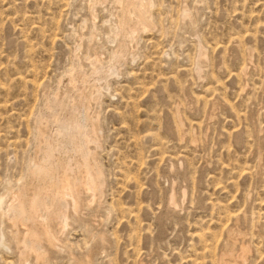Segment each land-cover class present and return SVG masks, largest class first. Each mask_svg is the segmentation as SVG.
I'll list each match as a JSON object with an SVG mask.
<instances>
[{"label":"rangeland","instance_id":"374dc122","mask_svg":"<svg viewBox=\"0 0 264 264\" xmlns=\"http://www.w3.org/2000/svg\"><path fill=\"white\" fill-rule=\"evenodd\" d=\"M133 1L0 0V203L30 185L39 115L75 72L104 177L46 262L0 213V264H264V0ZM127 3L149 26L121 25Z\"/></svg>","mask_w":264,"mask_h":264},{"label":"bare ground","instance_id":"6f19581e","mask_svg":"<svg viewBox=\"0 0 264 264\" xmlns=\"http://www.w3.org/2000/svg\"><path fill=\"white\" fill-rule=\"evenodd\" d=\"M129 4H124L126 7L119 16L121 25L132 32L138 31L140 25L149 26V20H146L141 8L136 10V20H131ZM134 4L131 3L132 6ZM79 73L75 72L69 78L68 93L60 95L57 90L51 94L48 110L39 115L38 123L42 127L43 138L38 148V160L30 168V185H25L19 192L17 190L8 202L4 200L0 203V213L7 216L13 225L27 226V237L23 240L17 238L21 253H32L40 262L46 258L42 243L51 246L56 243L52 223L57 220L65 222L69 205L74 211L78 209L83 191L96 194L103 185L102 172L91 160L90 144L97 143L96 120L86 110L76 111L73 104L79 98L80 103L86 105L91 98L82 94L77 85L83 80ZM50 125L56 126L53 132H48ZM60 168L62 174L59 173ZM174 192L169 197V203L176 206L180 200L184 202L186 192H183L180 200ZM242 251L244 253L240 257L243 260L245 248ZM219 264L231 262L224 256Z\"/></svg>","mask_w":264,"mask_h":264}]
</instances>
